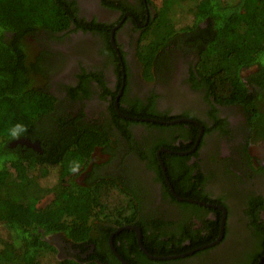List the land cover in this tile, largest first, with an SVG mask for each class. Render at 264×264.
Listing matches in <instances>:
<instances>
[{
  "label": "flooded vegetation",
  "instance_id": "af4514ba",
  "mask_svg": "<svg viewBox=\"0 0 264 264\" xmlns=\"http://www.w3.org/2000/svg\"><path fill=\"white\" fill-rule=\"evenodd\" d=\"M69 1L75 2L78 20L65 33L52 35L46 51L39 50L52 55L46 64L50 73L47 87L58 99L60 111L72 118L83 113V122L104 137L74 181L86 186L94 176L105 177L118 186L120 192H115L122 199L138 209L129 212L136 215L134 223L124 226L108 218L112 212L102 216L85 212L90 231L81 241L63 232L45 236L55 249L51 264H252L250 258L260 252L264 223V140L249 131L242 107L217 105L208 98L205 86L196 88L193 77L201 81L196 73L198 53L190 43L169 41L147 71L138 48L150 21L157 16L153 0ZM30 40L35 47L41 46ZM150 98H154L158 112L187 123V132L164 130L162 126L172 125L153 122L159 119L125 114L133 102L147 104ZM118 118L129 131L116 126ZM190 125L199 129L195 140L188 135ZM164 142L177 150L162 147ZM157 145L161 148L153 153ZM38 152L42 153L41 147ZM165 153L172 157L167 160H175L178 170L188 167L192 177L204 180L203 191L216 204L199 202L218 206L200 205L213 209L205 219L219 222L222 213L215 239L196 214L179 205L186 201L173 195L163 173L177 201L164 199V182L151 162L160 157L164 163ZM219 206L227 210L225 231L221 241L210 246L220 237L223 212ZM144 229L147 235L162 234L166 240L169 237L165 235L173 234L176 240L169 246L183 242L173 255L155 256L145 247ZM139 235L148 254L170 259L149 258L139 244ZM198 236L209 241L193 247V241L200 240ZM202 247L206 248L198 250Z\"/></svg>",
  "mask_w": 264,
  "mask_h": 264
},
{
  "label": "trees",
  "instance_id": "16d2710c",
  "mask_svg": "<svg viewBox=\"0 0 264 264\" xmlns=\"http://www.w3.org/2000/svg\"><path fill=\"white\" fill-rule=\"evenodd\" d=\"M74 20H78L77 9L69 0H0V227L6 230L0 233V264H50L48 258L53 257L55 249L45 236L63 232L76 241L88 238L90 226L85 212L98 216L112 212L108 218L117 226L133 224L136 219L129 212L138 207L115 192L119 189L113 181L94 176L82 186L68 171L74 159L81 161V169L86 167L94 146L104 140L83 122V113L76 118L62 113L58 99L47 87L50 73L46 64L52 55L41 50L48 47L52 35L65 33ZM156 25L158 33L154 34ZM30 39L41 46L35 47ZM174 39L190 43L198 53L196 73L201 81L193 77L196 88L205 86L208 98L217 105L242 107L249 131L264 140V0H164L139 43L138 57L147 71L160 48ZM244 71L250 73L244 76ZM154 102V98L147 104L135 101L128 111H122L130 117L165 122L175 119L158 112ZM114 122L120 130L129 131L120 118ZM16 123L28 128L20 139L39 143L42 153L20 144L12 146L16 140L8 137L6 130ZM186 124L162 129L187 132ZM190 126L188 135L195 140L199 129ZM163 144L177 150L171 143ZM160 148L157 145L152 152ZM167 157L171 155H162L177 195L216 204L204 193L202 178L192 177L188 167L178 170L175 160ZM175 158L180 160L177 155ZM151 166L164 182V199L177 201L169 192L157 158ZM179 205L196 214L215 239L221 212L219 222L208 221L205 216L213 209L189 202ZM172 235H165L169 237L166 240L162 234L147 235L144 229L145 247L155 256L173 255L183 240L169 246L176 240ZM261 235L260 252L249 263L257 264L264 256V223ZM208 241L201 236L193 241V247Z\"/></svg>",
  "mask_w": 264,
  "mask_h": 264
},
{
  "label": "water",
  "instance_id": "95a60500",
  "mask_svg": "<svg viewBox=\"0 0 264 264\" xmlns=\"http://www.w3.org/2000/svg\"><path fill=\"white\" fill-rule=\"evenodd\" d=\"M150 121V120H148ZM153 122L155 123H158V124H161V125H173L177 122H180L179 121H173V122H164V121H159V120H154ZM17 144H20L22 146H26L28 148H32V149H35V150H40V145L38 143H34V142H31L30 140H26V139H18L16 141L13 142L12 146H16ZM165 151V150H164ZM159 161H160V166L163 170V173H164V177H165V181L167 183V185L169 186V189L171 190V192L173 193V195L180 201H186V202H190V203H196V204H199V205H204L206 207H209V208H217L218 206H215L213 204H207V203H204V202H199V201H194V200H189V199H183L181 197H179L174 189L172 188L171 184H170V181H169V177L167 175V171H166V168L164 166V163L162 162L161 158L159 157ZM219 208L222 210L223 212V218H222V221H221V232H220V237L217 239V241H215L214 243L210 244V246L214 245V244H217L218 242L221 241L223 235H224V231H225V226H226V218H227V210L225 207L223 206H219ZM127 229L128 228H132V227H126ZM134 230H137L136 228H133ZM138 240H139V244L141 245V248L143 250V252L151 259H155V260H165V259H170V258H159V257H155V256H152L150 254H148L146 252V250L143 248V245H142V242H141V238H140V235L138 236ZM206 247H202L198 250H202ZM120 258V257H119ZM122 260V258H120ZM123 261V260H122ZM264 261V257L263 259L261 260V262L259 264H261L262 262ZM125 263V262H124ZM126 264V263H125Z\"/></svg>",
  "mask_w": 264,
  "mask_h": 264
},
{
  "label": "clouds",
  "instance_id": "9594fccd",
  "mask_svg": "<svg viewBox=\"0 0 264 264\" xmlns=\"http://www.w3.org/2000/svg\"><path fill=\"white\" fill-rule=\"evenodd\" d=\"M28 132V128L22 123H16L6 130V134L12 140H18L25 136ZM82 164L79 159L70 161L68 171L70 174L76 175L80 173Z\"/></svg>",
  "mask_w": 264,
  "mask_h": 264
},
{
  "label": "rangeland",
  "instance_id": "374dc122",
  "mask_svg": "<svg viewBox=\"0 0 264 264\" xmlns=\"http://www.w3.org/2000/svg\"><path fill=\"white\" fill-rule=\"evenodd\" d=\"M153 3H154V5L156 6V8L158 9V10H160V8L162 9V7H163V5H164V0H153ZM87 10H85L84 12H86ZM163 23V20H162V18L160 19V24H162ZM158 28H159V26L158 25H156L155 27H154V29L152 30V32L154 33V34H157L158 33ZM33 43V42H32ZM34 45H35V43H33ZM248 73H250V71H244V73H243V75L244 76H246ZM6 233V230H5V228H3V227H0V233L2 234V233ZM48 262L51 264L52 263V259H50V258H48Z\"/></svg>",
  "mask_w": 264,
  "mask_h": 264
}]
</instances>
